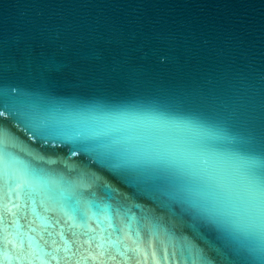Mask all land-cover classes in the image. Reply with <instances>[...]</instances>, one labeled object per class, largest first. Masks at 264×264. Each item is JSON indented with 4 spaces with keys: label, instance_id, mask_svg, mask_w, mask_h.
Here are the masks:
<instances>
[{
    "label": "water",
    "instance_id": "water-1",
    "mask_svg": "<svg viewBox=\"0 0 264 264\" xmlns=\"http://www.w3.org/2000/svg\"><path fill=\"white\" fill-rule=\"evenodd\" d=\"M0 264H264V0H0Z\"/></svg>",
    "mask_w": 264,
    "mask_h": 264
}]
</instances>
